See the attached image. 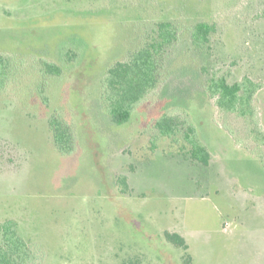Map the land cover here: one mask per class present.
<instances>
[{"label": "rangeland", "instance_id": "obj_1", "mask_svg": "<svg viewBox=\"0 0 264 264\" xmlns=\"http://www.w3.org/2000/svg\"><path fill=\"white\" fill-rule=\"evenodd\" d=\"M164 15L181 26L172 58L189 27L214 23L208 57L194 66L183 49L114 124L103 74ZM0 52L16 66L0 94V222L16 223L33 264H264V0H0ZM46 60L63 64L59 77L39 75ZM210 73L252 79L248 104L217 106ZM164 112L177 142L192 126L206 164L160 135ZM52 115L74 131L65 151L50 141Z\"/></svg>", "mask_w": 264, "mask_h": 264}, {"label": "trees", "instance_id": "obj_2", "mask_svg": "<svg viewBox=\"0 0 264 264\" xmlns=\"http://www.w3.org/2000/svg\"><path fill=\"white\" fill-rule=\"evenodd\" d=\"M164 17L167 19H155L158 21L152 20L148 23L138 44L131 47L128 53L123 54L126 55L124 60L112 61L103 74L104 79L101 82L100 90L103 91V97H105L104 100L108 106V118L114 124L121 125L129 120L131 114L139 108L138 106L145 95L156 86L159 75L163 77L161 82H166L171 73L168 68L173 67L174 60L183 49H187L194 57V66L196 65L195 58L199 55L208 57L207 48H209L210 38L216 31L214 23L195 22L188 28V39L178 48V53L174 52L176 55L172 58L168 57L169 53L167 55L165 53L177 48L181 38V26L178 20L165 15ZM12 57L9 53L0 52V94L12 81H16V66L13 64ZM162 58L164 64H162ZM208 66H212L211 62L201 66L202 73H207ZM229 66L232 67L235 64ZM62 68H64L62 63L46 60L43 65H39L37 72L44 79L56 78L62 74ZM227 78L226 74L215 76V73H210L206 79L204 93L224 111H235L238 105L248 104L254 92L255 83L247 77L231 82ZM39 90H43V88L39 87L36 90L37 96L40 97ZM108 92L115 94L113 96ZM173 118L175 119V116L164 112L155 121V127L160 135L170 139V143L179 144L188 149L187 151L194 161L206 164L210 157L208 151L194 137L192 126L187 125L183 119L185 125L183 139L187 145L173 139L172 136L176 131V123ZM67 123V120L56 115H52L48 119L50 141L59 151H65L69 143L73 141L74 131ZM119 181L122 191H126L125 178L122 177ZM164 236L175 246L185 250L188 248L180 234L165 232ZM31 255L29 247L17 233L16 223L12 220L0 222V264H33Z\"/></svg>", "mask_w": 264, "mask_h": 264}]
</instances>
